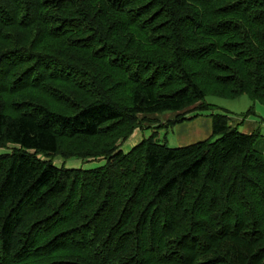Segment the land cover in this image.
I'll return each instance as SVG.
<instances>
[{
  "label": "trees",
  "instance_id": "1",
  "mask_svg": "<svg viewBox=\"0 0 264 264\" xmlns=\"http://www.w3.org/2000/svg\"><path fill=\"white\" fill-rule=\"evenodd\" d=\"M243 95L264 0H0V264H264V136L206 102ZM199 117L205 140L121 150Z\"/></svg>",
  "mask_w": 264,
  "mask_h": 264
},
{
  "label": "rangeland",
  "instance_id": "2",
  "mask_svg": "<svg viewBox=\"0 0 264 264\" xmlns=\"http://www.w3.org/2000/svg\"><path fill=\"white\" fill-rule=\"evenodd\" d=\"M206 102L215 107V110L219 113L227 114L231 120L230 123H235V127L239 132L244 133L248 129L246 128V122H251L255 124V127L252 132L259 130L260 134L264 136V105L259 103L252 102L248 96L243 95L235 99L228 98H218L215 96H207ZM252 109V112H249L247 116L244 117V114ZM189 110V109H188ZM216 113V112H215ZM193 114L188 115L187 117ZM174 114H164V115H152L149 116V120H156L161 122L160 124H165L168 120L174 118ZM210 120V118L202 117ZM245 120L243 124H241V120ZM184 122L181 124H177L173 127L171 126H163L162 127H152L145 128L137 131V135L132 138H129L122 146L121 150L123 152H128L132 147L141 142L143 139H147L150 136L158 141L160 144H165L167 147L175 148V147H184L187 145H191L192 143H196L197 140H193L196 136L195 130L193 128V123ZM192 129V130H191ZM131 137V136H130ZM134 138V139H133ZM208 138V137H207ZM206 139V138H205ZM193 140V141H192ZM264 142V137L261 140ZM11 147L0 149V153L2 152H10ZM65 148V146L63 147ZM51 161L53 165L56 167H64V168H76V169H93L97 167H101L104 165V160H82L79 158H68L63 159L59 156L52 157Z\"/></svg>",
  "mask_w": 264,
  "mask_h": 264
},
{
  "label": "crops",
  "instance_id": "3",
  "mask_svg": "<svg viewBox=\"0 0 264 264\" xmlns=\"http://www.w3.org/2000/svg\"><path fill=\"white\" fill-rule=\"evenodd\" d=\"M193 121L194 122H192L193 123V128L192 129H194L195 133H196V136L193 138V140L201 139L199 141H202V140H205V138L207 139V137H209L211 135V120L199 117V118H197V119H195ZM244 121L245 120L242 119L241 120V124H243ZM235 125H236L235 123L231 124V126H233V127H235ZM245 126H246V128L248 130L246 132H244V133H251L253 131L254 127H255V124L251 123V122H246ZM137 131L138 130L134 131V133L132 134V136L130 138H132V137L135 138V136L137 135Z\"/></svg>",
  "mask_w": 264,
  "mask_h": 264
}]
</instances>
